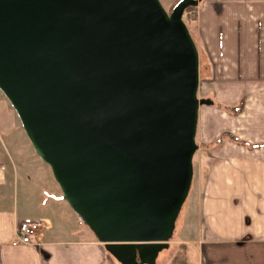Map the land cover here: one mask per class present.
Instances as JSON below:
<instances>
[{"label":"water","instance_id":"1","mask_svg":"<svg viewBox=\"0 0 264 264\" xmlns=\"http://www.w3.org/2000/svg\"><path fill=\"white\" fill-rule=\"evenodd\" d=\"M199 1L0 0V89L121 264H157L192 186Z\"/></svg>","mask_w":264,"mask_h":264},{"label":"crops","instance_id":"2","mask_svg":"<svg viewBox=\"0 0 264 264\" xmlns=\"http://www.w3.org/2000/svg\"><path fill=\"white\" fill-rule=\"evenodd\" d=\"M195 7L199 90L225 108L201 105L198 132L207 144L225 132L237 140L200 150L205 234L181 242L204 251L200 264H264V0H200ZM8 104L0 114L12 171L0 162V264H121L89 235L51 166L17 143ZM25 220L40 222L32 243L18 238Z\"/></svg>","mask_w":264,"mask_h":264},{"label":"rangeland","instance_id":"3","mask_svg":"<svg viewBox=\"0 0 264 264\" xmlns=\"http://www.w3.org/2000/svg\"><path fill=\"white\" fill-rule=\"evenodd\" d=\"M160 1L166 8V10L171 13L173 5L175 4L174 0ZM207 91L208 90L203 87L200 88L198 92L199 97H209L206 95ZM4 102L9 103L8 107L9 109H11L10 111H12V113H15V117L17 119V126L13 131V134L17 139V143L20 146L31 145L32 147H34L17 111L15 110L9 99L6 97L4 92L0 89V114L6 112ZM197 143L199 146L194 155V177L192 186L189 195L182 207L181 213L177 219L174 236L170 240V247L160 253L157 264H200L198 263V257H200V253L202 257L204 255V251L201 250L200 247H196V245L190 243L181 242L182 240H189L191 242H194L199 238H202L205 234V221L204 217L202 216V209L200 208L201 205L199 204L201 199L200 193L202 191V184H200L199 182L198 161L201 155L200 150L207 147L203 145L204 142L202 136L200 135V132L197 133ZM223 143L224 142H221L218 145ZM6 144H10V142L5 133L0 128V162H3L5 168L7 169V172H9V174H12L9 158L4 152V147L6 146ZM82 222L85 225L89 235L92 234L93 232L90 227L83 220Z\"/></svg>","mask_w":264,"mask_h":264},{"label":"trees","instance_id":"4","mask_svg":"<svg viewBox=\"0 0 264 264\" xmlns=\"http://www.w3.org/2000/svg\"><path fill=\"white\" fill-rule=\"evenodd\" d=\"M179 0H177L175 2V4L178 2ZM175 4L173 5V7L175 6ZM196 7L195 6H190L189 8H187V10L185 11V14H186V18H185V22L186 24L188 25L189 29H190V32L192 33L194 39H195V32H194V24H195V21H196V11H195ZM203 99H208V100H211L212 101V104H203V105H217L219 108H224L222 105L216 103V101L210 97H203ZM225 109V108H224ZM228 109L230 112H236L235 109H230V108H226ZM232 138V139H235V136H233L232 133L230 132H225L222 137L214 142H211V143H203V145L205 147H208V148H214L215 145H218L219 143L223 142L225 140V138Z\"/></svg>","mask_w":264,"mask_h":264},{"label":"built area","instance_id":"5","mask_svg":"<svg viewBox=\"0 0 264 264\" xmlns=\"http://www.w3.org/2000/svg\"><path fill=\"white\" fill-rule=\"evenodd\" d=\"M40 228L41 226L38 221L25 220L20 222L17 229L19 240L23 243H32L34 236Z\"/></svg>","mask_w":264,"mask_h":264}]
</instances>
